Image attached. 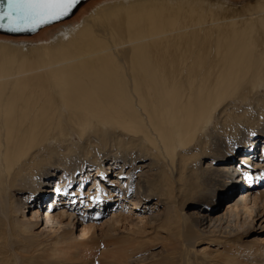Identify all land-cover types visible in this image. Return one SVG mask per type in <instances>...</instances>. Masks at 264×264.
Here are the masks:
<instances>
[{"label":"bare ground","instance_id":"6f19581e","mask_svg":"<svg viewBox=\"0 0 264 264\" xmlns=\"http://www.w3.org/2000/svg\"><path fill=\"white\" fill-rule=\"evenodd\" d=\"M261 90L264 0L108 1L79 23L63 26L51 40H0V239L13 235V241L26 242L32 220L46 205L52 211L65 205L70 210L48 213L50 222L59 223L60 217L73 221L93 210L94 221L108 202L125 207L132 198L136 207L143 195L160 190L182 214L184 203L172 197L174 192L199 199L194 232L204 227L213 236L229 238V217L236 226L238 216L232 213L250 201L249 192H258L252 214L264 212V191L257 187L264 179L256 178L260 173L251 175L248 167L238 169L246 155L234 158L239 147L246 153L263 145L264 151ZM211 126L215 133L209 134ZM103 146L113 151L110 168L103 164ZM259 158L253 163L264 170V158ZM110 169L116 175L111 184L106 181L108 190L99 184L106 203H91L88 197L96 195L99 175ZM234 172L241 174L237 182ZM245 172L253 177L251 185L242 180ZM225 177L231 188L225 198L234 203H228L230 216H219L210 199ZM92 178L93 188L86 193ZM26 189H33L27 200L15 197ZM21 202L30 205L33 218L21 219ZM121 217L113 214L111 220ZM83 225L82 220L79 239L92 232L93 241L96 224ZM188 229L185 225L183 231ZM73 236L68 231L53 246L36 241L23 259L27 264L131 263L116 249L85 250L82 256L57 249L73 250ZM131 242L134 257L144 250L143 240ZM19 247L30 252L28 246ZM246 258L245 264H264V249ZM244 262L233 256L219 264Z\"/></svg>","mask_w":264,"mask_h":264},{"label":"rangeland","instance_id":"374dc122","mask_svg":"<svg viewBox=\"0 0 264 264\" xmlns=\"http://www.w3.org/2000/svg\"><path fill=\"white\" fill-rule=\"evenodd\" d=\"M108 1H115V0H91L80 7L77 13L70 19L68 22L56 25L51 28L44 29L37 35L33 37H7V36H0V40L4 41H24V42H39V41H47L51 40V38L55 37L60 29L67 24H76L79 23L83 17L88 16L98 5ZM233 3H241L246 0H228ZM263 93V94H262ZM260 95L264 96V90L260 91ZM243 104L239 103L238 107L242 108ZM264 121L261 123L263 124ZM264 126V124H263ZM257 127V126H256ZM264 129V127H263ZM258 130V129H257ZM261 130V129H259ZM215 133V129L213 126L210 127L209 134ZM257 132V131H256ZM261 134V133H258ZM258 135H255L257 137ZM76 140L79 141L78 137ZM262 148H261V147ZM243 148H238L234 153V158L240 159L241 157H247L246 161L244 158V163L251 165L250 167V174L255 175L258 173L264 172L262 170L261 164L253 163L254 157L256 160H261L259 157L264 158V151L263 145H259L258 148L256 147L255 150L252 152L243 153ZM102 153L106 155L104 166L109 167L111 164V157L113 156L112 148H106L103 146ZM248 154V155H247ZM207 159L203 160L202 165L203 167L207 163ZM89 162H86L88 165ZM255 164V165H254ZM110 168V167H109ZM238 168V169H242ZM108 169V168H107ZM246 171V170H244ZM233 172V171H232ZM112 173V175H111ZM108 180L114 181V177L116 173L111 169L107 172ZM110 175V176H109ZM234 180L237 182V178L241 176V174L234 172L232 175ZM244 176V175H242ZM59 179V177H58ZM125 180V178H122ZM98 180V179H97ZM228 178H222L218 185L216 186L215 194L210 199L214 200V203L211 204L214 206L215 214L219 216H230L228 203L230 202L231 205L232 199H227L225 196L227 195V191L230 190L227 188ZM242 180L249 185L253 182L252 180L249 183V180H246L242 177ZM102 180H99L100 185H104L106 190H108L109 186L108 183L105 181V184H101ZM264 182V181H263ZM262 181L259 183L257 187L260 191H264V183ZM93 178L91 183L88 185L86 193L89 192L91 188H93ZM263 183V184H262ZM125 184V183H124ZM123 184V185H124ZM74 186V185H73ZM255 186V185H254ZM253 186V187H254ZM79 187L76 186V190ZM132 192H130V196L133 197L131 194L135 193V186L131 185ZM96 189V188H95ZM246 189V188H245ZM245 189L244 192L246 191ZM33 190V189H32ZM31 189L20 190L19 193H15V197L20 198V200L26 199L28 196H31ZM201 191V190H200ZM92 193L94 190L91 191ZM162 190L158 191L157 194L150 195V197L146 198V195L142 196L143 203L140 206H134L132 203V198L126 199L125 207H121L118 205L119 203H106V202H97L95 204L102 205L104 203V209L100 212V216L98 218H94V221L91 218L96 217L95 213L90 215L87 211L85 215L81 216L78 214V219H72L67 217H60L59 223L56 221L50 222L49 219H46V215L51 213L52 215H59L63 212L70 211L64 206H57V208L52 211L50 207L46 205V207L39 208V218L33 219L32 223L35 224L31 229V236L25 237L27 240L20 244L19 241H13L14 236L11 235L8 237V240H1L0 239V264H27L25 257L30 256L31 252L33 251L30 246L32 243H42L46 245L47 243L57 242V238L61 235L65 234L66 232H72L74 234V241L77 243H71L74 247L73 250L68 251L70 247H65V245H60L57 249H62L63 253H71L74 252L76 254L83 255V251H92L98 250L99 252H111L110 250L116 249L117 256L119 257H126L130 264H219L225 259V257H233L235 256L240 261H246V257H250L255 255L256 250L263 248L264 249V212H260L257 215V212L252 214V208L254 205V197L258 195L257 191L249 192L247 189V193L249 192L250 195L252 194L250 201H248L245 206H239L236 209V212L232 214L234 216H238L237 225L235 226L234 218L229 217L231 220L230 232L233 235L228 236L229 238H222L220 235H211L209 234V228L203 230L204 227L199 229V232H194L193 225L196 223V214L199 209L196 205H199V199H196L197 202L189 195L178 194L177 192L173 193L172 197L180 196L182 199L179 204L182 202L184 203L183 214L180 213L177 209L174 208V204L169 203L168 196L161 195ZM243 192V193H244ZM168 194V192H164ZM104 195V190H101V196ZM246 195V194H242ZM26 196V197H25ZM52 197H55L53 195ZM16 198V199H18ZM34 198V197H33ZM134 199V198H133ZM27 200V199H26ZM54 199H52L53 201ZM118 200H121V195ZM151 200L150 202H147ZM218 200V204H217ZM68 200H66L67 202ZM124 201V200H123ZM128 201V202H127ZM131 201V202H130ZM259 201V200H258ZM261 201V200H260ZM260 201L257 203L258 206L262 207V203ZM12 201L9 200V203ZM20 202V201H18ZM156 202H159L156 205ZM75 203V202H73ZM123 203V202H122ZM19 205L20 213L19 216L21 219L27 221V219L33 218L32 208L30 205L26 206L24 203H20ZM45 205V204H44ZM230 205V206H231ZM33 207V206H32ZM49 208V209H48ZM155 208L153 211L152 209ZM83 210V209H82ZM80 211V213L82 212ZM24 213V214H23ZM113 214L121 217L120 219L115 218L113 221L111 220ZM214 215V214H213ZM24 217V218H23ZM56 217V216H54ZM192 220L191 221L187 218ZM192 217V218H191ZM249 218H252L249 220ZM82 220L84 225L87 226L90 222H94L96 224L95 230L97 233L95 234V239L92 241L90 238L92 237V232L88 235L84 236V238L80 237V233L82 230ZM72 221L73 225H70ZM80 221V222H78ZM233 222V223H232ZM209 224V223H208ZM232 224V225H231ZM187 226L189 229L187 231H183L184 226ZM239 226V227H237ZM217 230V229H216ZM202 231H205L202 234ZM215 234H218L216 232ZM233 236V237H232ZM140 237V238H139ZM232 237V238H231ZM1 238V236H0ZM32 239L33 241H30ZM87 239V240H86ZM132 239H141L143 243L141 244V248H144L142 252H139L138 255L131 254V246L128 244L132 243ZM13 243H10L12 242ZM72 242V241H71ZM6 243V244H5ZM19 246H28L30 252H27V249L21 250ZM39 246V245H38ZM38 246L35 249H38ZM51 246V247H52ZM140 249V248H139ZM138 249V250H139ZM82 250V253H81ZM137 250V251H138ZM54 256H59L58 251H52ZM51 254H47L46 257ZM251 252V253H250ZM255 252V253H254ZM69 253V254H70ZM250 253V256H249ZM235 254V255H234ZM36 256L39 253H35ZM190 259V263L186 262V259ZM111 261V259H110ZM109 261V262H110ZM94 264V263H93ZM109 264V263H103ZM245 264V262H244Z\"/></svg>","mask_w":264,"mask_h":264},{"label":"snow or ice","instance_id":"6c2138e0","mask_svg":"<svg viewBox=\"0 0 264 264\" xmlns=\"http://www.w3.org/2000/svg\"><path fill=\"white\" fill-rule=\"evenodd\" d=\"M82 2V0H0V29L7 32H35L38 28L51 25L54 22L63 21L70 18L74 9ZM264 120V117H261ZM255 136V132L250 133ZM231 143V142H230ZM241 167L250 168L251 165H245L243 161ZM246 180L251 181L253 177L248 173H243ZM122 178V177H119ZM257 179H264V172L260 173ZM99 180H108L106 174L101 173L98 177L96 185V195L88 197L91 203L102 202L101 189ZM114 186V185H113ZM72 185L69 182L65 187L64 194H68V189ZM83 187V185H81ZM132 191L131 188L128 189ZM61 190L57 188V192ZM83 202V200H81Z\"/></svg>","mask_w":264,"mask_h":264},{"label":"water","instance_id":"95a60500","mask_svg":"<svg viewBox=\"0 0 264 264\" xmlns=\"http://www.w3.org/2000/svg\"><path fill=\"white\" fill-rule=\"evenodd\" d=\"M89 1H91V0H82V2L77 6V8L74 9L73 14L71 15L70 18H65L63 21H58V22H54L51 25L43 26L41 28H38L35 32L13 33V32H7L4 29H0V35L7 36V37H13V38L14 37H18V38L19 37H30L31 38V37L37 35L38 33H40L41 31H43L44 29L51 28V27H54L56 25H61V24H64V23L68 22L77 13V11L80 9L81 6L84 5L85 3L89 2Z\"/></svg>","mask_w":264,"mask_h":264}]
</instances>
